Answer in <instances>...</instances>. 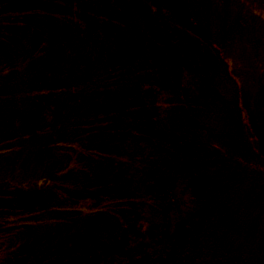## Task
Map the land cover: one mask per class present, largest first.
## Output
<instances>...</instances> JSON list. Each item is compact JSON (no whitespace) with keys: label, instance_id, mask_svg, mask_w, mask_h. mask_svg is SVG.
<instances>
[{"label":"trees","instance_id":"trees-1","mask_svg":"<svg viewBox=\"0 0 264 264\" xmlns=\"http://www.w3.org/2000/svg\"><path fill=\"white\" fill-rule=\"evenodd\" d=\"M2 1L5 14L19 13L34 6L33 15L23 22L30 24V42L33 38L38 40L41 35L39 43H43V55L47 53L45 57L49 56L51 60L57 57L53 61L55 75L59 68L57 62L62 63L67 57L63 53L73 46L74 51L68 54V61H71L73 57L69 55H74L84 44L88 33L83 31L81 21H86L90 14L104 18L121 15V22L129 27L136 25L138 15L146 16L142 0H129L127 6L119 5L122 0H98L101 3L93 8L90 5L92 10L86 13L84 7L80 12L68 7L66 16L77 19L72 22L68 18L52 20L59 10L46 2L29 0L28 5L22 0ZM112 2L116 3V8L111 6ZM99 6L102 8L96 10ZM130 10L133 16L126 15ZM8 22L13 23L11 19ZM192 26L200 36L197 25L193 23ZM98 27L101 28L100 24ZM17 29L14 27V31ZM104 34L116 40L121 38L118 31L113 32L105 24ZM125 40L129 44L136 43L128 36ZM10 42L8 31L5 33L0 29V255L11 252L8 264H23L38 245L42 247L43 263L48 258H55L50 264H191L195 245L193 240H184L182 232L187 227L194 228L202 210L203 189L197 173L206 163L199 161L198 154L206 143L201 138L205 132L199 137L189 130V127L195 128L196 124L200 127L201 124L195 120L199 115L195 116L194 108H198L190 107L207 94L193 82L189 96H185L173 75L169 76L165 71L161 74L169 81L154 72L144 79L129 78L128 75L124 91L107 97L102 91L119 86L120 79L124 81L125 78H121L123 73L134 69L131 59H142L145 67L155 70L159 66L157 56L164 68L168 58L176 56L174 52H166L160 47L157 55L156 48L150 54L132 49L127 58L120 45L118 52L110 51L111 58L108 55L105 59L114 63L116 70L104 89L99 85L89 86L81 99L78 95H71L57 110L50 107L60 124L65 121V114L73 112L68 116L71 119L69 127L57 133L54 121L38 127L36 121L46 118L47 105L60 99L63 85L39 82L37 75H44L46 71L42 69L45 66H38V69L32 66L44 62L45 57L39 55L33 43L24 54H20L14 52ZM21 58L30 62L31 68L27 72L20 65ZM195 69H199L195 77L200 78L205 70ZM71 70L65 74L76 87L84 73L77 72L74 63ZM210 71L204 83L209 84L213 78L219 77L213 75V67ZM143 80L149 87H140ZM52 86L56 87V92L51 91ZM99 93L102 96L96 101ZM87 95L92 100L86 101L91 98ZM158 97L161 98L160 107L167 109L165 112L158 109V113L151 117L150 103ZM79 101L84 104L76 107ZM70 103L72 107L68 108ZM175 105H178V111H170L169 107ZM212 105L209 100L205 113ZM164 113L172 116L166 128L158 123H148ZM73 126L78 127L77 131L72 129ZM199 131L203 132L202 129ZM49 137L52 142L42 151L48 155L32 156L37 160L33 173L22 170L21 149L29 143H34L31 145L34 147V138L41 145ZM7 160L11 163L7 164ZM128 164L135 168L128 169ZM9 176L13 178L5 182ZM93 190L98 193L93 194ZM172 191L178 193L175 201L170 199ZM87 192L90 201L83 197ZM82 212L86 213L85 217H81ZM68 215L73 216L72 220ZM92 218L95 226L91 225ZM45 225L51 226L48 233L37 230ZM24 244L29 247L28 255L15 257L13 254L17 248Z\"/></svg>","mask_w":264,"mask_h":264},{"label":"rangeland","instance_id":"rangeland-1","mask_svg":"<svg viewBox=\"0 0 264 264\" xmlns=\"http://www.w3.org/2000/svg\"><path fill=\"white\" fill-rule=\"evenodd\" d=\"M22 1L30 5L29 0ZM38 1L46 2L59 10L52 20H67L68 18L71 22L77 19L72 18L71 15L66 16L68 7L76 12H80V8L84 7V13H86L92 10L90 5L93 8L101 3L98 0ZM127 1L129 0H122L119 5L127 6ZM0 5V19L3 25H0V29L5 33L8 31L10 44L15 48V50L13 48L14 52L24 54L30 43H33L32 45L39 50V55H43V43H39L41 35L38 40L33 38L30 42L28 34L30 24L23 22L33 15L34 6H28L19 13L5 14L2 0H0ZM51 6H49L50 10ZM111 6L116 8V3L112 2ZM141 6L144 7L143 13L145 12L146 16L138 15L135 20L136 25H131L132 27L121 22V15L118 18H104L90 14L86 21H81L84 25L82 26L83 31L87 30L88 33L84 37V44L74 55H69L73 57L71 61H68V54L74 51L73 46L69 47V52L67 50L63 53L67 57L62 63L57 62L59 68L55 71L56 75L52 70H54L53 61L57 57L51 60V57H45L47 53L43 55L44 62L32 66L33 69L45 66L42 69L46 71L44 75L41 73L37 75L39 82L51 81L54 85H63V92H59L60 99L47 105L46 118L42 117L41 120L36 121V126L54 121L57 133L64 132L62 129L65 130L71 124L68 116L73 112L65 114V123L60 124L56 122L53 108L50 107L57 110L59 106L67 103L71 95H78L81 99L83 93H87L86 89L89 86L99 85L104 89L112 80L113 71L116 70L114 63L106 60L105 56L109 55L111 58L112 52L119 51V45L127 58L132 49L139 53L150 54L156 48L157 55L160 47L166 52L173 51L176 56L172 55L168 58L165 69L160 65L158 56L159 66L155 70L145 67L142 59H131L134 69L130 68L129 72L123 73L121 78L125 79L124 81L120 79L119 86L102 90L105 91L104 97L117 94L121 90L124 91L128 77L144 79L152 72L161 74L165 71L169 76L173 75L178 88L187 97L191 90L189 87H192L193 82L200 85L202 92H205L207 96L201 95L202 99H198L197 103H192L193 106L190 104L191 107H189L198 108H194L195 116L199 115L195 120L201 124L200 127L196 124L198 128L189 127V130L196 132L199 137L205 132L201 138L206 146L199 152L198 159L206 164L197 173L203 189L202 210L198 213L194 228L187 227L182 232L183 239L193 240L195 245L190 263L264 264V0H142ZM100 8L102 6L95 9ZM126 15L133 16L134 14L130 10L126 11ZM148 17L149 20H144ZM10 19L13 22L12 25L8 22ZM35 20L37 26H40L38 18ZM191 22L197 25L198 32L202 36L196 33ZM99 24L101 28L98 27ZM104 24L110 26L113 32L118 31L121 38L116 40L112 36L107 37L104 34ZM14 27L18 29L14 31ZM66 29L70 32V29ZM126 36L136 43L129 44V41L125 40ZM128 61L130 63V60ZM24 62L21 58L20 65L26 68L24 71L27 72L31 68L30 62ZM73 63L77 72L84 73V78L76 87L72 79L65 74V72L69 74L72 71ZM212 67L215 70L213 75L217 74L219 77L216 80L213 78L209 84L204 83ZM195 68H201L206 72L203 71L202 76L196 78V72L198 73L199 69ZM161 76L167 78L166 75L161 74ZM167 80L169 81L168 78ZM64 84L66 89H64ZM140 87L142 89L149 87L148 82L145 83L143 80ZM52 89L51 91H55L56 87L52 86ZM50 94L52 95V92ZM101 96L102 93H99L95 100L98 101ZM90 100L92 97L86 101ZM209 100L213 105L210 111L205 113L204 108L209 105ZM83 104L79 101L76 107ZM150 104L151 117L158 113V109L162 112L167 109V107H160V97ZM71 107L70 103L68 108ZM169 108L170 111H178V105ZM80 109L83 110L82 107ZM171 119L172 116H166L164 113L162 116L148 120V123H158L166 128V124ZM77 128L73 126L72 129L77 131ZM54 137L57 139V136L54 135ZM86 138L85 144H87ZM34 140V147L31 146L34 143H29L19 153L20 168L26 172L32 171L31 173L37 164V160L32 156L44 153L43 157H46L48 152L42 151L47 147L46 144L49 145L52 142L51 137L41 145L37 143L38 141L36 142L37 138ZM110 147L116 148L115 145ZM9 162L11 163L7 160V164ZM128 167L131 170L135 168L133 164H128ZM12 178L13 176H9L4 181L9 182ZM173 191L170 192L171 201L178 199V193ZM92 192L93 194L98 193L96 190ZM89 194L87 192L83 195L87 198L86 201H90ZM93 203L96 204V202ZM81 215L85 217L86 213L82 212ZM72 218L73 216L68 215L69 220ZM93 218L91 225L95 226ZM50 227L45 225L41 229L38 227L37 230L48 233ZM171 232L170 230L169 234ZM28 248L26 244L21 245L13 255L25 257L28 255ZM41 248L37 245L31 257L27 258L28 260L23 264L53 263L55 258H48L43 263ZM1 255L3 256L0 258V264H8L11 261V252Z\"/></svg>","mask_w":264,"mask_h":264}]
</instances>
